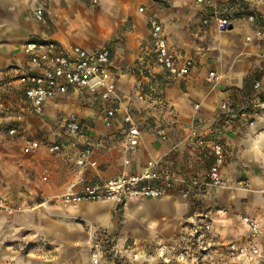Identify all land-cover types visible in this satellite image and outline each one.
I'll return each instance as SVG.
<instances>
[{
    "label": "crops",
    "instance_id": "crops-1",
    "mask_svg": "<svg viewBox=\"0 0 264 264\" xmlns=\"http://www.w3.org/2000/svg\"><path fill=\"white\" fill-rule=\"evenodd\" d=\"M92 1L50 0L43 19L37 20L39 0H0V194L11 204L14 193L24 199L29 194L24 190L30 188L43 198L54 197L76 178L101 183L122 172H139L151 158H162L163 168L181 181L164 197L132 198L126 205L56 200L49 207L58 214L54 219L58 229L53 228L52 235L56 257L45 264H93L89 249L93 238L101 244L98 264H210L212 258L163 263L153 256L160 242L173 247L185 243L200 214L212 224L206 242L255 243L259 255L249 264H264V0H238L245 8L239 10L234 3L231 12L241 14L222 31L210 10L225 11L231 0H210L213 7L197 0ZM140 6L145 10L139 11ZM247 11L256 19L250 20ZM153 19L162 24L170 51L178 59L193 61L187 75L171 76L158 62L150 37ZM247 36L251 40L246 41ZM29 40L48 41L64 51L74 45L110 50L121 106L111 127L102 120L105 103L84 90L57 94L41 112L33 110L19 80L32 69L23 50ZM210 70L221 75L214 87L207 81ZM257 81L260 86L255 88ZM225 101L245 110L247 119L222 111ZM125 112L140 129L135 151L124 148ZM71 113L81 122L76 134L64 126ZM193 118L210 138L223 143L227 157L221 167L222 186L185 197L183 181L196 173L193 170L205 168V175L214 159L209 152L196 154L188 136ZM159 127L165 130V139L156 133ZM31 140L39 147L25 152ZM52 143L61 146L59 152L48 150ZM86 147H91L96 165L79 171L75 160ZM116 208L124 209L125 218L118 231ZM37 214L46 216L42 210ZM243 215L257 221L260 233L255 238L248 237ZM12 218L11 212L0 213V264H43L42 259L31 258L39 256V250L32 247V253L28 244L11 240ZM190 245L196 249L195 242ZM235 263L240 261L219 264Z\"/></svg>",
    "mask_w": 264,
    "mask_h": 264
},
{
    "label": "built area",
    "instance_id": "built-area-1",
    "mask_svg": "<svg viewBox=\"0 0 264 264\" xmlns=\"http://www.w3.org/2000/svg\"><path fill=\"white\" fill-rule=\"evenodd\" d=\"M50 0H39L34 10V17L42 20ZM204 6L211 3L210 0H197ZM144 6L139 7V11H144ZM210 18L216 24L218 30L222 31L233 24V16L224 15L226 10H219L213 7L210 10ZM250 20H255L254 13L249 14ZM209 19L205 18L204 23ZM260 34V30H257ZM150 37L153 41L158 62L166 72L175 77L187 75L193 67V61L189 58L178 59L170 51L166 37L163 32L162 24L153 19L151 20ZM251 40V36L246 37V41ZM24 52L29 56L32 65L31 71L20 76L19 80L23 85L25 97L31 102L35 112H41L46 103L57 94L67 93L70 89L84 90L96 96L105 103L102 113L103 123L107 127L114 124V120L121 110L117 102L116 93V73L111 68V52L107 47H95L85 49L79 45H74L69 51L57 50L51 42L29 40L23 46ZM221 75L215 70H210L207 74V81L215 86ZM260 83H254L258 88ZM195 109L199 104L194 105ZM222 111L231 116H238L247 119L245 110H238L235 105L229 102H222L220 105ZM123 122L126 124L124 136V148L127 151H135L139 144L140 129L132 118V115L125 112ZM250 122V120H249ZM251 123V122H250ZM64 126L69 134H76L81 129V122L75 114L71 113L66 116ZM188 136L193 143L196 154L210 153L213 156V162L209 166L202 183L207 188H215L223 185L221 167L224 164L227 151L219 139L210 138V134L202 131L193 118L188 126ZM10 133L15 130L11 129ZM156 133L162 138H166V132L163 128L156 129ZM39 147L37 140H31L24 148L25 152H30ZM61 146L57 143L49 144L50 152H59ZM126 162H128L126 160ZM76 167L79 171L86 166H95L96 161L92 158L91 147L81 150L75 160ZM46 175L43 178H46ZM181 179L173 172L166 170L162 166V158L148 159L139 172L128 173L122 172L101 183L85 182L80 178L72 180L62 193L57 195L58 199L66 204L78 203L81 201H110L126 205L132 198L152 199L161 198L168 194L170 190L179 184ZM183 196L189 197L187 190L183 191ZM0 210L11 212L13 206L9 200L0 194ZM200 217L192 225L185 243L178 246H172L166 242H160L156 246L154 257L162 260L163 263L185 262L188 258L195 259L212 258L210 264L228 263L229 261L241 260L244 262H254L259 255V248L255 243H245L230 241L220 244H209V231L211 222L205 216ZM242 221L248 226V237L255 238L260 233V227L257 221L243 215ZM191 242V243H190ZM196 244L193 250L192 245ZM190 243V244H189ZM98 241L93 238L90 242V255L93 264L99 263L100 250ZM261 264V263H259Z\"/></svg>",
    "mask_w": 264,
    "mask_h": 264
},
{
    "label": "rangeland",
    "instance_id": "rangeland-1",
    "mask_svg": "<svg viewBox=\"0 0 264 264\" xmlns=\"http://www.w3.org/2000/svg\"><path fill=\"white\" fill-rule=\"evenodd\" d=\"M156 1H159L160 3L162 2L166 3L163 0H156ZM233 1L238 6L239 10L245 8V5H243L241 1L238 0H233ZM92 2L96 4L97 0H93ZM234 3L232 4V6H235ZM126 27L128 26L125 25L124 28ZM132 70H134V68H132L130 71ZM156 74L159 76V78L160 76H162L159 73H155V75ZM212 87L214 86L212 85ZM143 91H146L145 88L143 89ZM193 171L196 173H190L189 180L183 181V183L185 184V189L189 192V197H193V194L195 192L201 193L207 188V186L202 183L205 177L203 173V171L204 172L206 171L205 168L204 170H202V172L201 170L199 172L198 170L197 171L193 170ZM37 191L38 190L33 191L32 188H30L29 190H24V192L29 194L24 193L26 194L24 196V199L21 198V196H19L21 198L20 200H18L19 197H16V194L14 193L15 201L11 204L13 206V210L11 211V214L13 215L11 222L13 225V229L11 231L12 233L11 240L17 243H24L26 245L28 244V247H30L28 251L32 253L33 250L31 248L35 247L36 250H39L40 254L39 256H35V257L34 255H31V258L38 257L39 259H42V263L45 264L48 262H53L51 258L56 257L54 254V250L52 248L54 246L52 235L55 236L53 228L58 229L56 226L58 223H55L54 221L55 218H58V214L56 212H50L49 207L52 203H55V201L58 200V197L57 195H55L54 197L50 196L47 198H43V196L39 195ZM18 195H20V192H18ZM39 210L44 211L46 216L38 215L37 213ZM123 211H124L123 208H116L115 211L113 212L117 231L120 230L121 226L124 225L123 223L125 218L123 215ZM0 213H4V212L0 210ZM44 226L46 227L50 226V227L44 228ZM39 230H41L42 233ZM38 246H41L40 249L38 248ZM79 255H81V253H79ZM239 261L240 263L238 264H249L241 260Z\"/></svg>",
    "mask_w": 264,
    "mask_h": 264
},
{
    "label": "trees",
    "instance_id": "trees-1",
    "mask_svg": "<svg viewBox=\"0 0 264 264\" xmlns=\"http://www.w3.org/2000/svg\"><path fill=\"white\" fill-rule=\"evenodd\" d=\"M233 3H234V1L231 0V1H229V4H228L226 7L224 6V8H226V12H225L224 15L238 16V15L241 14V12H236V13L231 12V7H232V4H233ZM225 5H226V4H225ZM246 13L249 15V14H252L253 12H251V11H247Z\"/></svg>",
    "mask_w": 264,
    "mask_h": 264
},
{
    "label": "bare ground",
    "instance_id": "bare-ground-1",
    "mask_svg": "<svg viewBox=\"0 0 264 264\" xmlns=\"http://www.w3.org/2000/svg\"><path fill=\"white\" fill-rule=\"evenodd\" d=\"M134 204V203H133ZM134 210V209H133ZM133 212V211H132ZM134 216V215H133ZM130 217V216H129Z\"/></svg>",
    "mask_w": 264,
    "mask_h": 264
}]
</instances>
